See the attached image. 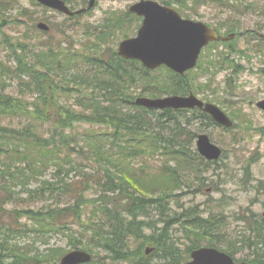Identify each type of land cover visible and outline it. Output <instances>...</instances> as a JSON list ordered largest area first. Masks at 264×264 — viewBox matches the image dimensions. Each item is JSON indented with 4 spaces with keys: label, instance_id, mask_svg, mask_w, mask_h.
<instances>
[{
    "label": "trees",
    "instance_id": "obj_1",
    "mask_svg": "<svg viewBox=\"0 0 264 264\" xmlns=\"http://www.w3.org/2000/svg\"><path fill=\"white\" fill-rule=\"evenodd\" d=\"M90 39V46L64 47L53 38L22 37L11 64L0 60V264H58L64 250L50 241L59 234L73 249L159 264L145 253L153 241L142 217L153 211L169 217L166 199L184 187L186 168H199L181 137V117L170 110L151 114L131 93L139 83L153 96L185 94L193 89L189 81L124 60L103 45L111 37ZM72 172L80 176L71 179ZM186 217L199 230L215 226L200 216L177 220ZM30 234L21 247L20 238ZM257 238L259 248L264 236ZM37 243L49 247L41 252ZM168 251L165 257L176 261ZM252 264H264V248L255 249Z\"/></svg>",
    "mask_w": 264,
    "mask_h": 264
},
{
    "label": "rangeland",
    "instance_id": "obj_2",
    "mask_svg": "<svg viewBox=\"0 0 264 264\" xmlns=\"http://www.w3.org/2000/svg\"><path fill=\"white\" fill-rule=\"evenodd\" d=\"M76 1L80 2V0ZM133 1L98 0L96 7L91 12L75 17L74 20H66L57 12L35 5L32 0H15L13 5L6 9L0 3V59L11 64L12 48L17 40H22V37H34L41 41H46L45 39L49 37L56 41L62 40V37H68L69 42H77L79 38L89 37L91 33L93 37L113 38L111 43L103 42V45L111 44L117 49L126 34L128 36L137 34L138 22L128 21V25H125L123 29L115 26L111 30L110 23L107 24L106 21L110 13L114 11H127ZM157 1H166L175 8L179 5L177 3L181 2V0ZM183 1L189 5L192 13H196L193 15V19L203 20L215 27L222 26L223 32L231 27L243 32L255 29V31L264 33V0ZM82 4L80 3L76 7ZM39 21L51 23L52 30L48 34L39 30L36 27ZM255 37L253 34H246L238 37L231 45L234 50L236 47L244 49L245 54H229L231 49L223 46H220L218 51L215 50L222 59L224 54H228L231 60H236L241 64L237 73L232 77L231 84L234 85L232 88L224 85L225 80L232 73L231 70L222 71V73L211 77L205 73L201 74L198 72L199 70L189 74L190 77L199 78L198 84L210 86V89L204 93L205 98L218 104L234 116L236 128L226 130L213 124H210L209 128H204V131L208 132L211 138L224 149V155L218 164L211 165L206 172L208 185L202 192L174 197L171 201V207L179 209L178 213L182 211L180 209L186 208L193 209L196 213L199 211L206 214L210 211L211 213L224 214L223 226L220 234L217 233L220 235L221 243L218 242L215 246L224 251H227L226 249L237 251V248H240L234 255L238 260H243L246 257L252 258V250L258 249L261 252V249L264 248V244H262L259 248L253 246L251 249L248 248V244L242 242L254 240L256 243L257 234L260 232L256 221L264 222V114L257 107V101L264 97V72H259L260 69H264V41ZM94 40L89 38V46L94 43ZM211 59L214 58L206 61ZM12 88L17 91L20 88L19 83L15 81ZM136 94H140V92ZM199 96L203 98V95ZM65 102V98H61L59 101L61 105H66ZM46 174L51 177L53 171L50 169ZM78 176L77 173L72 172L70 178ZM262 230L264 236V228ZM153 231H151L152 236L160 241L163 247L162 250L153 253L152 261L154 263L168 262L170 258L164 256L169 253L168 249L170 248L177 259L185 258L187 249L193 245V239H196L192 228H188L184 222L170 226L168 234H164V231L162 232L159 227ZM162 235L164 236L162 237ZM23 237L20 238L22 240L21 247H25L26 243L31 240V238H27L31 237L30 235ZM200 239L202 245L209 244L212 240L207 236H202ZM51 243L62 247L64 252L71 249L67 246V240L63 236L54 237ZM35 247H38L39 251L45 252L48 246L37 243ZM152 247L148 245L145 249ZM48 264H53V260ZM94 264L119 263H112L107 258ZM122 264L128 263L123 262Z\"/></svg>",
    "mask_w": 264,
    "mask_h": 264
},
{
    "label": "water",
    "instance_id": "obj_3",
    "mask_svg": "<svg viewBox=\"0 0 264 264\" xmlns=\"http://www.w3.org/2000/svg\"><path fill=\"white\" fill-rule=\"evenodd\" d=\"M42 1L50 5L61 6V2L58 0ZM133 10L144 14L146 18L138 36L121 43L119 54L142 59L150 67L166 63L184 72L195 66L203 45L210 40L224 39L204 23L184 20L175 10L162 7L151 0H142L140 4L133 6ZM39 26L47 28L43 23ZM138 102L155 107L203 106L202 102L194 95L189 97L170 96L155 100L139 99ZM206 109L222 123L231 124L216 107L207 105ZM198 144L200 151L207 157H219L220 149L212 145L206 136H201ZM192 256L194 260L189 264H233L229 256L213 248L196 250ZM90 259L91 256L87 252L73 251L62 259L61 264H78Z\"/></svg>",
    "mask_w": 264,
    "mask_h": 264
}]
</instances>
